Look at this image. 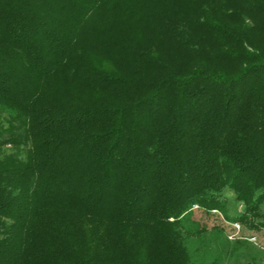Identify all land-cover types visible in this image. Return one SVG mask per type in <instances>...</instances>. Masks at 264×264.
<instances>
[{
  "label": "trees",
  "instance_id": "trees-1",
  "mask_svg": "<svg viewBox=\"0 0 264 264\" xmlns=\"http://www.w3.org/2000/svg\"><path fill=\"white\" fill-rule=\"evenodd\" d=\"M0 121V264H221L185 224L264 228V0H0Z\"/></svg>",
  "mask_w": 264,
  "mask_h": 264
},
{
  "label": "rangeland",
  "instance_id": "rangeland-1",
  "mask_svg": "<svg viewBox=\"0 0 264 264\" xmlns=\"http://www.w3.org/2000/svg\"><path fill=\"white\" fill-rule=\"evenodd\" d=\"M6 114H4L5 116ZM6 117V116H5ZM1 122V121H0ZM23 156L26 152V147L21 148ZM11 146L4 147L2 152H14ZM223 197L228 201V214L231 216L240 215L244 212V206L236 200L235 195L231 191H225ZM264 213V206L262 207ZM193 224H185L186 229L205 231L204 238L214 245L210 252H217L225 246V253L221 264H264V228L259 231L250 230L236 223H228L222 215L214 213L212 216H207L200 210L194 211ZM191 235V234H190ZM227 238L231 241L224 243L222 238ZM203 236L194 234L189 239V246L193 257L196 261L203 259L206 262L211 261V254H205L203 246ZM218 252L214 258L218 256Z\"/></svg>",
  "mask_w": 264,
  "mask_h": 264
},
{
  "label": "built area",
  "instance_id": "built-area-1",
  "mask_svg": "<svg viewBox=\"0 0 264 264\" xmlns=\"http://www.w3.org/2000/svg\"><path fill=\"white\" fill-rule=\"evenodd\" d=\"M214 213H218V212L215 211Z\"/></svg>",
  "mask_w": 264,
  "mask_h": 264
}]
</instances>
